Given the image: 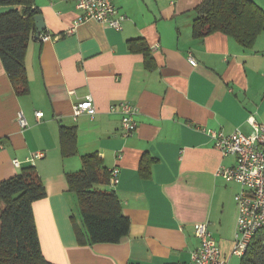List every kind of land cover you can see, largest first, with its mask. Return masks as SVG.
<instances>
[{
  "label": "crops",
  "instance_id": "obj_1",
  "mask_svg": "<svg viewBox=\"0 0 264 264\" xmlns=\"http://www.w3.org/2000/svg\"><path fill=\"white\" fill-rule=\"evenodd\" d=\"M203 1L115 0L127 16L122 29L86 20L70 32L83 14L77 0H34L46 25L40 35L52 38H36L34 31L28 43L26 93L16 92L0 57V181L36 167L46 195L33 208L49 261L188 264L200 245L195 225L207 222L221 258L241 263L233 254L241 185L217 173L234 166L236 157L223 154L201 128L249 134L250 116L264 122V30L252 47L222 31L195 37ZM253 1L264 10V0ZM11 8L0 6V13ZM88 95L96 113L75 118L74 105ZM122 101L139 108L137 128L128 136ZM19 112L28 121L24 128ZM62 126L76 128L71 155L62 152ZM94 153L108 171L119 168V182L104 184L131 221L118 242H88L69 184L83 157Z\"/></svg>",
  "mask_w": 264,
  "mask_h": 264
},
{
  "label": "trees",
  "instance_id": "obj_2",
  "mask_svg": "<svg viewBox=\"0 0 264 264\" xmlns=\"http://www.w3.org/2000/svg\"><path fill=\"white\" fill-rule=\"evenodd\" d=\"M0 6L14 7L0 13V57L17 93L29 89L26 52L36 30L39 10L34 0H0ZM193 24V35L204 37L222 31L245 47H252L264 30V10L253 0H204ZM149 60L150 51L144 47ZM64 155L76 152L75 127L62 126ZM111 171L94 153L83 157V168L69 176V184L79 198L82 222L89 243L118 242L127 236L131 221L122 210L113 190L94 188L107 184ZM44 184L34 165L21 168L0 181V264H55L42 250L33 204L45 197ZM240 264H264V230L252 238Z\"/></svg>",
  "mask_w": 264,
  "mask_h": 264
},
{
  "label": "built area",
  "instance_id": "obj_3",
  "mask_svg": "<svg viewBox=\"0 0 264 264\" xmlns=\"http://www.w3.org/2000/svg\"><path fill=\"white\" fill-rule=\"evenodd\" d=\"M77 7L83 11L73 22L69 31L72 32L80 23L86 20H97L116 29L123 28L126 14L119 11L115 0H77ZM44 41L51 39L49 34L40 35ZM193 65L197 64L195 58L190 57ZM122 114L121 125L125 136L133 134L138 122L136 115L139 111L137 105L128 101L119 104ZM117 108L112 107L115 111ZM97 111L92 95L86 96L73 107V115L77 118L83 113L94 115ZM36 116L41 118L43 111H36ZM18 122L21 127L28 125L23 112L18 114ZM251 132L244 133L240 129L227 134L222 130L202 127L209 135L215 146L223 154H232L236 157L234 166H221L218 174L228 181L240 183L241 189L235 196L238 206V219L235 234L233 254L242 256L249 246L253 236L260 230H264V122H259L252 115L248 118ZM42 156V153H37ZM16 166L21 165L19 159L13 160ZM119 182V168L111 170L110 183ZM196 236L200 239L199 247L192 252L191 261L188 264H228L221 258V250L217 240L210 231L207 222L195 225Z\"/></svg>",
  "mask_w": 264,
  "mask_h": 264
},
{
  "label": "water",
  "instance_id": "obj_4",
  "mask_svg": "<svg viewBox=\"0 0 264 264\" xmlns=\"http://www.w3.org/2000/svg\"><path fill=\"white\" fill-rule=\"evenodd\" d=\"M35 26H36V30H35V37L39 38L41 32L45 29L46 25L45 22L43 20V16L42 14L38 13L35 15Z\"/></svg>",
  "mask_w": 264,
  "mask_h": 264
},
{
  "label": "rangeland",
  "instance_id": "obj_5",
  "mask_svg": "<svg viewBox=\"0 0 264 264\" xmlns=\"http://www.w3.org/2000/svg\"><path fill=\"white\" fill-rule=\"evenodd\" d=\"M104 184H95L94 188H100V189H104Z\"/></svg>",
  "mask_w": 264,
  "mask_h": 264
}]
</instances>
